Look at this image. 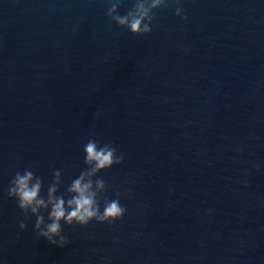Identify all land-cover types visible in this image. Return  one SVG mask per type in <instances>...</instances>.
<instances>
[{"label":"water","instance_id":"obj_1","mask_svg":"<svg viewBox=\"0 0 264 264\" xmlns=\"http://www.w3.org/2000/svg\"><path fill=\"white\" fill-rule=\"evenodd\" d=\"M110 6L0 0V264H264V0H179L144 36ZM90 138L124 156L94 179L125 215L21 231L14 174L65 193Z\"/></svg>","mask_w":264,"mask_h":264},{"label":"clouds","instance_id":"obj_2","mask_svg":"<svg viewBox=\"0 0 264 264\" xmlns=\"http://www.w3.org/2000/svg\"><path fill=\"white\" fill-rule=\"evenodd\" d=\"M111 6L106 15L119 27L130 30L134 36H144L152 31V21L156 19L154 10L171 5H179V0H135L132 8L123 16L117 14L121 0H109ZM175 15L187 20L183 9H175ZM85 169L74 179L65 193L57 195L62 185V170L57 169L47 187L46 198L41 196L43 188L42 177L36 176L31 169L23 173L17 171L12 177L7 195L16 200L18 209L24 214L25 220L19 222V229L27 227L25 221L29 213L36 217L34 231L40 238L46 239L57 247H65L70 241L62 234L61 222L65 225L84 227L92 221L112 224L121 219L126 209L120 204V194L109 200L101 197L107 185L103 178L94 179L101 171L120 165L124 156L118 154V149L111 144L100 145L95 138H90L83 148ZM42 212H47L46 223Z\"/></svg>","mask_w":264,"mask_h":264}]
</instances>
